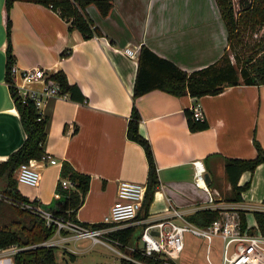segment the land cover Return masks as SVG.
<instances>
[{
  "label": "crops",
  "instance_id": "1",
  "mask_svg": "<svg viewBox=\"0 0 264 264\" xmlns=\"http://www.w3.org/2000/svg\"><path fill=\"white\" fill-rule=\"evenodd\" d=\"M111 1L104 15L93 4L85 6L100 31L87 38L68 28V20L41 3L14 0L9 8L13 62L19 67L41 66L46 73L42 80L26 82V87L38 90L53 80L50 73L62 70L84 95L82 101L67 96H48L42 101L40 112L46 115L43 150L57 163L35 158L40 174L37 185L17 183L16 187L29 199L49 203L57 197L58 171L66 160L89 177L74 213L86 223L99 221L107 212L119 179L146 181L143 149L125 134L139 46L146 45L185 71L213 62L226 47L225 27L215 0ZM2 5L0 0V160L24 138L4 81ZM195 99L207 125L190 130L184 110L194 98L187 92L174 95L152 88L135 98L137 130L149 142L157 179L147 218L167 215L164 207L168 203L184 215L209 204L207 193L192 180L191 160L201 158L214 203L241 210L244 227L255 230L251 211L264 209V162L239 174L237 184L248 181L239 200L229 197L223 163L225 157H253V138L264 149V83L226 85L217 93ZM94 244L87 238L61 241L56 245L60 250L57 263L66 260L72 264ZM8 253V249H0V264H12Z\"/></svg>",
  "mask_w": 264,
  "mask_h": 264
},
{
  "label": "trees",
  "instance_id": "2",
  "mask_svg": "<svg viewBox=\"0 0 264 264\" xmlns=\"http://www.w3.org/2000/svg\"><path fill=\"white\" fill-rule=\"evenodd\" d=\"M14 0H3L2 16L4 25V81L12 97L17 111L21 127L24 131L22 142L7 156L0 160V190L5 195L0 198V249L16 246L11 253L12 264H58L55 256V245L43 244V240L49 238L55 225L52 222L45 223L44 218L38 213L35 206H40L50 211L52 215L70 217L74 216L76 207L80 204L88 186V174L75 170L66 160L60 163L58 178L66 177L73 186L62 187L57 179L55 192L57 197L49 203H40L36 198H28L21 194L16 187L15 168L29 158H39L44 154L43 141L45 137L46 115L37 111L33 102L27 99L21 101L13 86L8 68L13 62L14 55L10 41V17L9 8ZM41 3L56 11L62 18L68 20V28L77 29L83 38L92 35H100L99 29L94 25L85 11V6L93 4L101 15L108 12L111 0H28ZM223 21L226 32V45L233 49L232 62L225 52V48L219 57L211 63L200 68L185 71L172 61L154 53L146 45L139 46L136 70L131 93V106L126 123L125 134L136 141L143 149L147 163L145 189L139 208L134 219L147 216V206L152 197V191L156 184V170L148 140L137 130L139 113L135 105V98L141 93L158 88L174 95L187 92L192 98L204 94L217 93L226 85L238 83L260 84L264 83V40L258 37L253 40L242 38L245 32L248 37L264 24V0H237V9L234 10L232 0H215ZM240 48V50L236 49ZM57 82L60 92L75 101H82L84 95L75 83L67 81L62 70H56L48 75ZM187 126L190 130L204 128L207 124L204 119L198 120L191 116L190 109L184 110ZM255 154L253 157H225L223 169L230 185L229 197L233 200L240 199V191L248 185V181L237 184V178L243 170L252 171L259 162H264V149L257 139L253 138ZM28 204V206H25ZM241 226L245 220L243 212L238 211ZM255 227L264 234V209H253ZM218 215L216 208H198L184 217L196 224L206 225ZM81 222V221H80ZM86 223V222H82ZM92 224H96L95 222ZM137 224H129L116 228L108 233L118 242L115 245L127 251L131 256L139 258L148 264H176L165 258L147 256L135 247L129 250L124 245H135L133 234ZM253 231V227H248ZM64 232V230H62ZM69 252V259L72 257ZM62 264H67L63 260ZM118 264H132L129 260L120 257Z\"/></svg>",
  "mask_w": 264,
  "mask_h": 264
},
{
  "label": "built area",
  "instance_id": "3",
  "mask_svg": "<svg viewBox=\"0 0 264 264\" xmlns=\"http://www.w3.org/2000/svg\"><path fill=\"white\" fill-rule=\"evenodd\" d=\"M124 52L131 54L127 48L124 49ZM8 73L20 100L23 102L27 99L31 100L38 112H40V104L48 96H66V93L59 91L55 80L44 82L38 90L26 87V82L44 79L46 73L41 66L19 67L14 62H11ZM189 109L193 118L204 119L201 106L195 98ZM34 159L29 158L17 165L15 168L17 183L29 186L37 185L40 174L34 165ZM39 159H47L49 164L57 163L55 158L46 153L42 154ZM191 164L194 184L201 187L208 196L209 204H205V207L218 210V215L208 224L201 226L188 221L179 208L169 203L164 207L167 215L134 219L144 193L145 183L119 179L116 183L113 201L103 217L95 222L96 224H92L94 222L82 223L70 217L52 215L49 210L38 205L35 206L46 224L52 222L55 225L53 234L41 243L56 246L68 238H87L92 243H101L108 246L132 264H148L139 258L131 256L127 251L119 249L115 245L118 241L108 235L110 231L116 228L137 224L139 225L137 233L139 245L125 244L124 246L129 250L137 247L141 253L147 256L165 258L175 262L183 248L184 232H190L205 239V254L209 264L212 263L207 257V250L209 241L213 236H217L221 240L219 264H264V234L260 233L257 228L254 231H248L246 227H242L239 212L236 208L219 206L214 203L213 194L205 181L206 168L203 160L201 158H193ZM58 180L62 187L73 186V183L66 177L58 178ZM4 197L5 195L0 190V198ZM25 206L29 207L28 204H25ZM175 218L178 220L176 221ZM3 249H8V252L12 253L16 246H9Z\"/></svg>",
  "mask_w": 264,
  "mask_h": 264
},
{
  "label": "rangeland",
  "instance_id": "4",
  "mask_svg": "<svg viewBox=\"0 0 264 264\" xmlns=\"http://www.w3.org/2000/svg\"><path fill=\"white\" fill-rule=\"evenodd\" d=\"M234 10L237 9V0H232ZM255 32V34H254ZM248 35L244 32L242 38L246 40H253L261 37L264 40V24H261L257 30ZM238 49V48H236ZM240 50V48L238 49ZM225 52L229 59L233 62L234 57L232 55L233 49L231 46L226 45ZM138 227H135L133 234L138 233ZM136 246L139 245L137 238L135 240ZM132 244V242H131ZM56 259H60V250L55 248ZM206 241L201 236L193 235L190 232H184L183 248L180 251L175 261L179 264H209L206 258ZM221 253V240L217 236H213L208 244L207 257L212 264H219V257ZM10 256V253H8ZM121 256L116 254L111 248L101 244L95 243L92 249L78 254L76 260L72 264H117ZM59 261L58 263H60Z\"/></svg>",
  "mask_w": 264,
  "mask_h": 264
},
{
  "label": "water",
  "instance_id": "5",
  "mask_svg": "<svg viewBox=\"0 0 264 264\" xmlns=\"http://www.w3.org/2000/svg\"><path fill=\"white\" fill-rule=\"evenodd\" d=\"M153 233H155V231H153Z\"/></svg>",
  "mask_w": 264,
  "mask_h": 264
}]
</instances>
